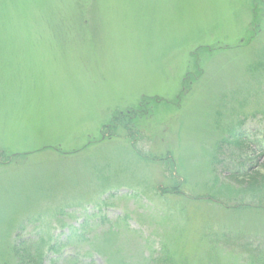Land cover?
I'll list each match as a JSON object with an SVG mask.
<instances>
[{
	"label": "rangeland",
	"instance_id": "1",
	"mask_svg": "<svg viewBox=\"0 0 264 264\" xmlns=\"http://www.w3.org/2000/svg\"><path fill=\"white\" fill-rule=\"evenodd\" d=\"M261 142L264 0H0V264H253Z\"/></svg>",
	"mask_w": 264,
	"mask_h": 264
},
{
	"label": "trees",
	"instance_id": "2",
	"mask_svg": "<svg viewBox=\"0 0 264 264\" xmlns=\"http://www.w3.org/2000/svg\"><path fill=\"white\" fill-rule=\"evenodd\" d=\"M134 110H129V112H118L117 115L119 119L115 124H126L128 123L129 117L130 119H133L140 116L136 112L132 115L131 113H133ZM125 117H128L127 121L124 120ZM114 126L116 125H112V128ZM128 130L131 131V127H129ZM248 137L250 138V136ZM258 146L260 149H264V142H261ZM170 189L172 191L173 187L165 188L163 189V192H167ZM223 238L227 243V241L231 238V234L226 233L223 235ZM254 245H257L260 249L257 246H254L255 253L249 257V262H252L253 264H264V242L262 245L260 242ZM13 252L18 256L21 253L24 256L23 259H25V263L27 262L28 264H47L48 262L49 264H78V260H80V258L83 260V262H85L84 258L87 255L84 252H76L75 254L64 255L62 257L61 255L59 257H53L52 255L54 253L60 254V250L57 246H50L46 250L44 247L39 246L37 242H33L31 239H19L18 246L13 248ZM145 264H175V262L173 257L170 255V252L168 254L165 251L163 252V249H161L158 254L150 255L148 262Z\"/></svg>",
	"mask_w": 264,
	"mask_h": 264
}]
</instances>
